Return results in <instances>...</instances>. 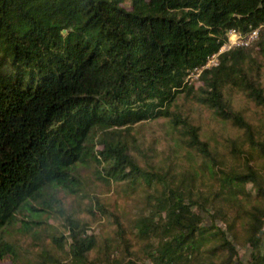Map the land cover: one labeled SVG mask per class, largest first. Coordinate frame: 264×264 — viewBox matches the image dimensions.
<instances>
[{
  "label": "trees",
  "instance_id": "1",
  "mask_svg": "<svg viewBox=\"0 0 264 264\" xmlns=\"http://www.w3.org/2000/svg\"><path fill=\"white\" fill-rule=\"evenodd\" d=\"M251 28H260L251 46L186 81L227 30ZM262 70L264 0H0V264H202L219 253L221 264H242L234 240L205 221L236 194L260 201L243 211L248 264H264V181L224 165L177 106L184 97L246 133L228 91L264 110ZM159 120L197 161L191 171L168 159L142 167L130 154L139 153L133 128ZM251 148L264 158L263 144ZM93 183L137 197L129 234L138 251L90 195L83 211L111 220L113 251L104 244L90 258L97 241L78 214L63 213L65 232L47 233L56 194L85 195ZM23 238L39 248L34 258L22 254Z\"/></svg>",
  "mask_w": 264,
  "mask_h": 264
},
{
  "label": "rangeland",
  "instance_id": "2",
  "mask_svg": "<svg viewBox=\"0 0 264 264\" xmlns=\"http://www.w3.org/2000/svg\"><path fill=\"white\" fill-rule=\"evenodd\" d=\"M259 81L264 92V70L260 72ZM228 93L231 95L230 98L234 108L242 111L245 119L250 124V130L246 133L233 129L229 123L218 119L211 111L186 100L184 97L178 99L177 106L182 115L189 118L200 129L201 139L209 143L213 154H216L221 159V162H224V165L237 164V168L244 173L251 168L255 172L256 177L264 181V158L251 148L253 142L264 145V110L254 105L245 95L230 91ZM166 128V122L163 120L136 125L133 129L139 153L131 149L130 154L134 156L137 163L142 167L147 163L156 164L168 159L176 172L185 173L191 171L197 161L187 148L183 146V143L177 144L170 139ZM87 175L88 173L83 174L82 179L85 177L84 182L87 181ZM253 188L252 185H247L246 191L253 192ZM201 189L203 191L211 189V185L202 181ZM87 195H90L93 200L97 199L104 204L109 212L118 217L119 222L126 228L125 239L128 241L129 249L138 251L137 245L132 238L133 236L129 234V219L133 216L131 215L132 209L136 206L135 199L137 197H124L115 184L105 187L104 185L93 183L89 188L87 186L86 194L81 196L77 194L69 197L62 193H57L56 196L59 198L58 206L60 208L51 217H47V233H54V229H58L59 232H65L62 226L63 213L78 214L80 218L89 222L91 227L90 234L93 233L97 241L98 247L90 254V258H94L98 254V248L103 247L104 244L113 251L117 244V238L114 234L115 226L107 217L93 220L91 216L84 213L83 209L89 205ZM259 202L254 199L251 200V198L245 199L243 195L239 194L229 195L223 203L219 204L220 208L210 210V217L205 216V221L208 224H215L221 230L227 232L232 242L234 240L238 258L242 261V264L250 262L251 253L249 245L246 244L248 228L245 224L243 209L249 210L252 205H258ZM44 226L42 225L41 227ZM22 243L24 244L22 254L24 253V256L28 259L34 258L39 248L32 246L29 239L23 238ZM46 243H49V241L46 240ZM223 258L222 253H219L213 258L205 259L202 264H221Z\"/></svg>",
  "mask_w": 264,
  "mask_h": 264
},
{
  "label": "built area",
  "instance_id": "3",
  "mask_svg": "<svg viewBox=\"0 0 264 264\" xmlns=\"http://www.w3.org/2000/svg\"><path fill=\"white\" fill-rule=\"evenodd\" d=\"M260 28H251L246 31L229 29L225 33L226 42L219 50L209 56L203 66L194 68L186 77L189 84H194L199 79L201 73L206 69L216 68L219 65V56L228 52L232 48H246L251 46L259 37Z\"/></svg>",
  "mask_w": 264,
  "mask_h": 264
}]
</instances>
